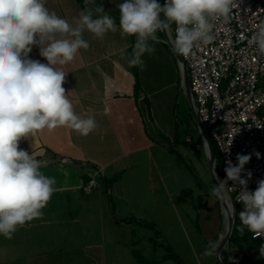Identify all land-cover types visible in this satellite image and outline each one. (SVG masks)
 <instances>
[{
	"label": "crops",
	"instance_id": "0c3cea01",
	"mask_svg": "<svg viewBox=\"0 0 264 264\" xmlns=\"http://www.w3.org/2000/svg\"><path fill=\"white\" fill-rule=\"evenodd\" d=\"M119 2L46 0V6L71 23L82 9L94 10L96 5H100L105 11L111 12L118 24ZM161 32L164 37L159 36ZM157 37L156 41H150L155 52L144 55L143 68L129 66L128 59L135 37L123 36L119 30L109 32L103 38L85 32L84 38L89 41L90 47L81 49L73 63L57 65L67 73L63 87L75 112L80 116H94L97 127L87 136L61 126L51 131L41 130L32 137L21 139L19 147L42 161L41 171L49 177H55L57 190L43 209L42 217L18 228L12 239L5 240V247L2 246L4 241H0V257L5 252L6 260L12 264L140 262L136 256L139 255L136 252V231L130 230L125 240L124 232L119 234V238H113L112 233L106 231L103 221L105 209L117 225L126 223L132 226L138 220L139 224L147 220L148 209L143 208L141 213L140 208L149 205L151 197L137 199L131 195V198H127L122 181L124 178L125 181L129 180L131 186H126L135 195L138 191L134 189L143 187L139 180L144 177L143 182L147 184L146 190L150 194L154 184L153 171L150 166L141 164L139 159L133 161L131 157L146 152L150 154L152 151L157 139L153 132L155 125L152 124L154 101L158 102L162 98L168 86L180 88L181 74L182 86L186 87L192 104L185 69L173 47V24L170 29L158 31ZM159 52H163L174 63L175 80L169 85H161L160 76L154 75L158 69ZM29 57L47 63L38 47H33ZM93 177L98 187L92 194H86L83 187ZM104 198L109 200V206L104 204ZM117 202L123 207L130 205L123 209L122 216L118 215ZM179 256L185 261L181 254ZM143 260L147 262L142 264H159L161 261L179 264L167 258V254L162 260Z\"/></svg>",
	"mask_w": 264,
	"mask_h": 264
},
{
	"label": "clouds",
	"instance_id": "9594fccd",
	"mask_svg": "<svg viewBox=\"0 0 264 264\" xmlns=\"http://www.w3.org/2000/svg\"><path fill=\"white\" fill-rule=\"evenodd\" d=\"M234 6V0H165L163 5L158 0H120L118 24L100 5L82 9L70 23L50 11L46 0H0V236L12 239L18 228L42 217L57 190L55 177L41 171L42 161L19 147L21 139L61 126L87 136L97 127L94 116L75 112L63 87L67 73L57 67L73 63L81 49L90 47L85 32L96 38L118 30L134 36L128 64L143 68L144 55L155 52L150 41L158 39V31L175 24L174 51L187 57L195 47L215 39L216 23H227ZM249 43L264 55V25ZM34 46L47 63L29 57ZM250 159L238 154V163L228 161L226 179L214 184L211 195L226 196L228 181L233 182L231 187L240 185V231L247 228L260 236L264 235V179L254 191L248 190L242 173ZM251 175L249 171L248 178ZM219 246L218 241H210L204 255L216 257ZM259 253L264 257V244Z\"/></svg>",
	"mask_w": 264,
	"mask_h": 264
},
{
	"label": "rangeland",
	"instance_id": "374dc122",
	"mask_svg": "<svg viewBox=\"0 0 264 264\" xmlns=\"http://www.w3.org/2000/svg\"><path fill=\"white\" fill-rule=\"evenodd\" d=\"M159 36L164 37L163 32L159 33ZM158 55V69L154 75L160 76L161 85H169L175 80L174 63L167 56L165 57L163 52H159ZM182 79L181 74L180 88L170 85L167 92L161 95L162 98L158 102L154 101L152 124L155 125L153 132L157 139L152 151L150 154L146 152L131 157V160L139 159L141 164L151 167L154 183L150 191L152 196H149L146 190L144 177L143 180L140 178L142 181L138 179L143 187L134 189L138 191L136 196L126 186L130 185L129 180L125 181L124 178L125 182L122 181L124 195L127 198H131V195L137 199L151 197L149 201L151 203L140 208L141 213L143 208H147L149 217L147 220L144 218L143 224H139L138 220L132 226L126 223L117 225L113 216L105 209L103 225L106 231L112 233L113 238H119V234L124 232L125 240L130 230L136 231V252L148 261L162 260L169 253V246L175 253L181 254L186 264H263L257 254L259 248L257 251L252 244L243 241L234 245L230 239L219 253V248L217 249L216 257L204 255L210 241H218L219 245L225 241L229 217L234 209L226 196L222 200L211 195L214 176L218 182L223 180L219 170L220 164L216 161L213 171L211 170L210 154L205 138L193 111L187 89L182 86ZM226 83L227 81L224 86ZM117 189L115 190L118 195L119 188ZM129 192L132 194H128ZM103 202L109 206L108 199L104 198ZM118 204L119 202L116 204L119 209L118 215L122 216L123 209L130 205L123 207ZM1 240L4 241L2 246L5 247L6 238L0 236ZM5 256L4 252L0 257V264H12ZM172 263V261H161L159 264ZM135 264L142 263L137 261Z\"/></svg>",
	"mask_w": 264,
	"mask_h": 264
},
{
	"label": "built area",
	"instance_id": "2783aa9c",
	"mask_svg": "<svg viewBox=\"0 0 264 264\" xmlns=\"http://www.w3.org/2000/svg\"><path fill=\"white\" fill-rule=\"evenodd\" d=\"M234 2L230 20L216 23L215 39L195 47L189 56H181L190 79L193 110L217 143L223 180L228 161L236 164L238 154L250 155L242 177L248 180V190L254 191L264 179V55L249 40L264 25V0ZM173 27L175 34L176 25ZM232 184L228 181L225 186L226 197L233 207L243 210L237 199L240 185ZM97 187L93 177L83 190L92 194ZM252 237L264 244V235L252 233ZM261 259L264 264V257Z\"/></svg>",
	"mask_w": 264,
	"mask_h": 264
},
{
	"label": "trees",
	"instance_id": "16d2710c",
	"mask_svg": "<svg viewBox=\"0 0 264 264\" xmlns=\"http://www.w3.org/2000/svg\"><path fill=\"white\" fill-rule=\"evenodd\" d=\"M159 3H161V0H158ZM137 74V72H136ZM176 140V138H175ZM211 143L213 146V152L215 154V158L216 161L218 162V164H220L221 166V156L219 153V149L217 146V143L211 138ZM220 173H221V178L223 179V171L219 168ZM234 211H233V218H234V227H233V232L232 235L230 237V242H232L234 245L240 243L241 241L247 243V244H252V246L258 251V248L260 246V241L259 240H255L252 237V232L248 231L247 228H245V230L243 232L240 231L241 228V221H240V211H242L241 207L236 205L235 207H233ZM231 246V245H230ZM168 250L169 253H167V258H172L173 260H175L176 262H178L179 264H185L184 261L180 258V256L175 253L172 250V247L168 246ZM137 258L140 260L141 263H146L147 261L143 260L139 255H137Z\"/></svg>",
	"mask_w": 264,
	"mask_h": 264
},
{
	"label": "water",
	"instance_id": "95a60500",
	"mask_svg": "<svg viewBox=\"0 0 264 264\" xmlns=\"http://www.w3.org/2000/svg\"><path fill=\"white\" fill-rule=\"evenodd\" d=\"M176 55L181 60V62L183 64V67L185 69L186 85H187L188 91H189V93L191 95V87H190V79H189L188 71L186 70V66L184 64L182 56L180 54H177V53H176ZM196 118H197V121H198V123L200 125L201 131H202V133L204 135V138H205V143H206V146H207L209 154H210L211 170L213 171V169L215 167L216 158H215V154L213 152V146H212V143H211V139H210V137L208 135V132L206 131L201 119L198 116ZM217 183H218V181H217L216 177L214 176V184H217ZM224 198H225V196H223V198H221V199L223 200ZM233 227H234V218H233L232 214H230L228 233H227V236L225 238V241L221 244L218 253L221 251V249L223 248V245L226 243V241L230 239V237L232 235V232H233Z\"/></svg>",
	"mask_w": 264,
	"mask_h": 264
}]
</instances>
